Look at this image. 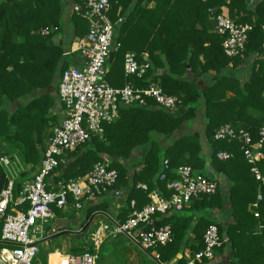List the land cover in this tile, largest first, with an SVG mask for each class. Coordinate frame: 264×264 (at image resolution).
I'll use <instances>...</instances> for the list:
<instances>
[{"label":"trees","instance_id":"obj_1","mask_svg":"<svg viewBox=\"0 0 264 264\" xmlns=\"http://www.w3.org/2000/svg\"><path fill=\"white\" fill-rule=\"evenodd\" d=\"M74 2L85 8L82 1ZM111 2V17L116 19L120 12L124 21L117 28L121 48L108 64V82L116 88L128 83L139 88L158 84L164 93L178 97L182 103L172 112L157 108L152 102L148 107L123 108L119 119L104 126L103 137L93 136L85 144L66 152V162L54 172L58 174L56 181L67 183L89 175L98 163H110L119 173L114 188L123 192L120 199L111 193L102 195L100 201L87 210L86 219L78 230L86 231L95 212L109 214L116 204L118 207L111 210V217L125 222L151 202L152 191L170 196L167 183L178 179L180 167L191 166L217 182V193L193 199L189 207L188 204L182 211L161 220L160 215L154 216L158 224H170L174 236L171 243L157 247V260L162 264H186L184 257H177L184 253L190 233H195L198 241V245L192 247L194 254L203 249L206 228L217 223L221 236L228 240L218 249L221 255L232 253L235 264H264V238L260 239V233L254 229L259 221L264 225V182L255 180L240 142L214 138L217 129L231 124L235 129L250 132L254 142L259 140L264 123V0H259L253 9L247 0ZM70 6L69 0H0V156L7 145L15 144L25 164L31 166V173L36 172L51 129L59 121L55 112L62 72L69 67L68 59L76 58V55L65 57L64 45L54 39L64 30L65 23L73 30L74 38L84 39L91 24L87 16ZM219 14L253 26L244 51L235 57L225 54L224 36L215 32L214 18ZM42 30L47 34L42 35ZM131 51L140 63L148 64L141 78L125 76L124 58ZM247 65H251L252 70L243 81L239 72ZM210 72H214L213 78L201 89L195 78ZM198 115L205 121L203 135L184 131L178 134L185 123L192 122ZM222 151L232 157L219 159L217 154ZM262 152L263 158L257 165L264 176V146ZM166 160L168 169L164 164ZM162 174L166 179H161ZM221 175H225L224 181H220ZM30 177L23 172L14 182L16 196ZM9 182L8 171L0 164V190ZM227 183H231L229 188ZM259 190L263 200L258 219L250 211V205L257 200ZM74 202L69 196L68 206ZM194 209L207 215L189 214ZM213 210L227 213V218L224 221L211 219ZM2 226L0 222V239ZM262 232L264 235V228ZM105 244L98 250V264ZM5 247L1 242L0 251ZM86 249L96 251L85 242L72 254ZM124 254L123 250L116 253V257H121L119 264H125ZM205 263L214 264L207 260ZM152 264L159 263L153 258Z\"/></svg>","mask_w":264,"mask_h":264},{"label":"built area","instance_id":"obj_2","mask_svg":"<svg viewBox=\"0 0 264 264\" xmlns=\"http://www.w3.org/2000/svg\"><path fill=\"white\" fill-rule=\"evenodd\" d=\"M81 1L89 13L87 17L91 24L87 36L79 39L74 49L64 53L65 57L76 55L77 60L62 72L58 83V105L55 113L59 121L53 125L51 135L42 149L40 164L36 172L23 182L20 195H15L13 180L0 190V222L3 224L1 241L6 245L0 251V264H32L40 252L37 236L47 234L45 225L55 217L52 206L65 208L69 204V196L74 199L72 206L76 210L84 208V200L97 204L100 197L107 193H111L116 199L123 196L121 190L114 188L119 173L110 167V163L96 164L93 171L85 177L67 183L56 181L58 174L54 172L61 163L66 162L64 156L67 151L85 144L93 136L103 137L104 126L119 119L120 110L123 108L148 107L152 102L155 107L172 112L177 111L182 103L178 97L164 93L158 84L146 88L136 87L132 83L120 88L111 86L107 78L109 56L121 48L116 31L124 17L120 12L116 19L111 17V0ZM75 10L80 9L75 7ZM91 16L96 17L95 22L91 21ZM214 20L215 32L224 36L225 54L235 57L244 51L253 26L238 23L224 14L217 15ZM41 34L46 35L47 31L42 30ZM147 68L148 64L140 63L135 53L125 54L126 77L137 75L141 78L146 74ZM214 138L240 142L245 158L251 165L252 175L256 181L264 182V176L257 165V161L263 158L264 123L257 142H254L250 132L235 129L231 124L217 129ZM217 157L227 160L232 154L222 151ZM0 164L8 171L13 162L10 157L2 155ZM164 164L168 169V160ZM161 179H166V175L162 174ZM141 186L146 188V185ZM217 189L216 181L194 171L191 166H182L178 169V179L167 183L170 196L154 190L149 194L151 202L142 211L134 212L125 222L110 218L113 229L109 224H104V239L109 231L114 237L127 236L133 244H138L145 251L165 246L174 239L172 226L158 224L154 216L160 215L158 219L161 220L174 212H180L193 199L216 194ZM262 200L263 194L259 190L257 200L250 205V211L258 219L261 218L259 208ZM114 207H118L117 204ZM263 228L264 225L260 223L258 233ZM55 233L56 229L48 236ZM227 241L221 236L219 225L210 224L203 234V249L188 257L186 264H206V260L214 261L217 257L216 251ZM93 246L96 248L95 252L86 249L80 254L65 256L67 264H98L99 246Z\"/></svg>","mask_w":264,"mask_h":264},{"label":"rangeland","instance_id":"obj_3","mask_svg":"<svg viewBox=\"0 0 264 264\" xmlns=\"http://www.w3.org/2000/svg\"><path fill=\"white\" fill-rule=\"evenodd\" d=\"M81 1V0H79ZM250 5V4H249ZM251 9L255 8V4L250 5ZM65 30H71V27L69 24L65 23L64 28ZM77 43V42H76ZM72 48L76 47V44L71 45ZM65 48V46H64ZM69 60V61H68ZM68 65L71 66L72 64H75L74 58L68 59ZM247 74L249 75L252 70V66L247 65ZM3 151L5 152L4 155L7 157H12L11 159L16 162V164L11 168V178H17L19 177L23 172L28 173V175H31V171H24L25 169V162L22 158L21 152L16 147L15 144H9L7 145ZM17 157V158H16ZM14 158V159H13ZM24 168V169H23ZM9 172V171H8ZM10 174V173H9ZM87 203V202H85ZM85 207H87V204H84ZM115 209V208H114ZM52 210L55 214V217L50 220L48 224L45 225L46 235H39L37 236V241H40V252L38 255L34 258L32 264H47V254L48 252H53L55 250H59L62 254H72L76 252L77 247H81L83 244H85L86 238L89 240L91 235L94 233L95 236L93 238L97 237H104V234L102 232L103 228H105L104 224H109L110 227L113 229V226L111 225L110 218L111 215H113L112 211H109V214H99V212H95L96 214L93 215V221L91 224L87 227L86 231L83 232V238L77 239L76 234H74L72 231L76 228V225L73 220L79 218L80 224L83 223V221L86 219L85 217V211L84 210H76L72 206H66L63 209H59L56 206H52ZM98 213V214H97ZM192 214V213H189ZM207 214L204 213L203 216H206ZM217 220L222 221L221 215H223L222 212L216 213ZM115 218V217H113ZM60 223H67L68 225L66 227L60 228L63 229L61 234L55 233L53 237L48 238V234L51 233L52 229H56V226L60 225ZM67 228V229H66ZM255 231H258V225L254 226ZM2 235V234H1ZM260 239L264 238L263 232L262 234H258ZM114 239V240H113ZM1 241V239H0ZM111 241V242H110ZM87 242V241H86ZM109 242V243H108ZM103 243L105 244L102 248V255L101 259L99 260V264H119V260L121 257H116V253L120 251H126V254L123 262L125 264H152L153 263V257H156L155 254L157 253L156 249H150L154 253L145 251L144 249L140 248L138 244H133L130 239L125 235H120L118 238L115 239V237L110 234V232H107L106 238L103 240L102 244L99 245L98 250L102 247ZM88 245V244H87ZM89 246V245H88ZM92 247V246H91ZM96 249V248H95ZM220 251H216V259H219L218 256H220ZM52 259L51 257H49ZM119 258V260H118ZM215 259V260H216ZM212 261L214 264H217V261ZM53 262V261H51ZM235 264L236 260L232 258L230 263ZM52 264V263H50ZM222 264H225L222 262Z\"/></svg>","mask_w":264,"mask_h":264},{"label":"crops","instance_id":"obj_4","mask_svg":"<svg viewBox=\"0 0 264 264\" xmlns=\"http://www.w3.org/2000/svg\"><path fill=\"white\" fill-rule=\"evenodd\" d=\"M259 0H250V2H247L248 4H250V5H253V4H255L256 5V3L258 2ZM69 2L71 3V6H70V8H72V9H74L75 10V7H78L80 10L79 11H81V10H83V7H82V5L81 4H76L75 2H74V0H69ZM151 6H153V4H151ZM251 8V7H250ZM118 32V30L116 31V33ZM80 38H74L73 37V30H63L57 37H55V39H54V41L56 42V43H60V44H62V45H64L65 46V51L64 52H66V51H68V50H72V49H74V47L72 48V44H76V42L79 40ZM132 52V51H131ZM147 57V56H146ZM74 58V57H73ZM74 60L76 61L77 59H75L74 58ZM245 68L247 69V66H243V68H241V72H239V76L243 79V81L244 80H246L247 78H248V74H247V71L245 70ZM213 75H214V72H210L209 74H204V73H201V74H199V76L198 77H196L195 78V80H196V82H197V84L199 85V87L201 88V89H203V88H205L206 86H207V84H208V82L213 78ZM232 96V94H229V96ZM204 130H205V121L200 117V115H198L197 116V118L195 119V120H193L192 122H189V123H185L184 124V128L181 130V131H179L178 132V134H181V132L182 131H184V132H189V133H196V132H198V133H200L201 135H203L204 134ZM4 155V154H3ZM1 157V156H0ZM12 158V157H11ZM17 158V157H16ZM12 162H13V166L16 164V162H14V160H12ZM12 166V167H13ZM11 168V167H10ZM10 168L8 169V171H9V173L10 174H8L9 175V177H10V180H13V181H16V180H18L19 178H20V176L19 177H17V178H14V177H12L11 178V170H10ZM24 169V168H23ZM31 169V166H28L27 164H26V166H25V169H24V171H28V170H30ZM31 171V170H30ZM31 175H33V173H31ZM31 175H29V176H31ZM221 177V176H220ZM86 204H88V206L87 207H85V205H84V208L82 209V210H84L85 211V216H86V213H87V210L91 207V206H93V205H95L96 203H94V202H91V201H88ZM190 206V204L188 205V207ZM115 207H112L110 210H112V209H114ZM195 210V209H194ZM189 211V213H194V215H198V214H204L205 212L204 211H202V210H195V211ZM185 211V210H184ZM218 212H221V211H219V210H213V211H211V215H212V217H211V219H214V220H217V215H216V213H218ZM102 213H105V212H99V214H102ZM223 213V215H221V218H222V220L224 221L225 220V218H227V213H224V212H222ZM98 214V213H97ZM196 218H197V216H196ZM93 219V217L90 219V220H92ZM80 219L79 218H77V219H74L73 220V222L75 223V224H77L76 225V228L74 229V231H76V232H78V231H81V230H78V229H80V226H81V224H80V221H79ZM93 221V220H92ZM261 222L259 221V224H260ZM68 224L67 223H60V225H58V226H56V233H61L62 231H63V229H64V227H66ZM87 225H88V223H87ZM60 228H63V229H60ZM67 229V228H66ZM105 230H106V228H103V231L104 232H102L103 234H104V237H105ZM52 231H55V229H52ZM51 231V232H52ZM74 231H72V232H74ZM95 233V232H94ZM94 233L91 235V237H90V239L88 240L87 238H86V240H85V242H86V244H93V245H95V246H99L101 243H102V241H103V239H104V237L103 238H101V237H97V238H93V236H95L94 235ZM75 234V233H74ZM54 236V235H53ZM52 236V237H53ZM76 237H77V234H76ZM186 248H185V250H184V253L183 254H180L177 258H182V257H184L185 258V260L188 258V257H190L191 255H192V247H196L197 245H198V241H197V239H196V234L195 233H190V235L188 236V239H187V242H186ZM263 247H264V244H263ZM61 254V252L59 251V250H55L54 251V254H53V252H51L50 253V255H49V257H53L52 259H50L49 258V264L50 263H52V264H54V262H55V259H56V257L58 256V255H60ZM64 256H68V255H70V254H63ZM152 255H155V256H157V253H155V254H152ZM217 256V255H216ZM152 257H154V256H152ZM219 257V259H216L215 261H217V262H224L225 264H230V261L232 260V253H227L225 256H223V255H221L220 254V256H218ZM51 261H53V262H51ZM175 262H176V260H175Z\"/></svg>","mask_w":264,"mask_h":264},{"label":"water","instance_id":"obj_5","mask_svg":"<svg viewBox=\"0 0 264 264\" xmlns=\"http://www.w3.org/2000/svg\"><path fill=\"white\" fill-rule=\"evenodd\" d=\"M247 2H250V0H247ZM80 13H81L82 15H84V16L89 15V13H87L85 9L81 10ZM90 19H91V21H93V22L96 21V17H95V16H91ZM113 59H114V54L111 53L110 56H109V62L111 63V62L113 61ZM224 180H225V175H221V177H220V181H224ZM226 186H227V188H229V187L231 186V183H227ZM89 222H91V220H90ZM88 225H89V224H88ZM86 227H87V226H86ZM83 231H84V229H82L81 231H78V232L74 231L73 233L77 234V239H81V238H82L81 233H82ZM58 234H59V233H58ZM51 237H52V236H50V237H48V238H51ZM1 242H2V241H0V243H1ZM153 258H154L159 264H162L159 260H157L156 257H153Z\"/></svg>","mask_w":264,"mask_h":264},{"label":"bare ground","instance_id":"obj_6","mask_svg":"<svg viewBox=\"0 0 264 264\" xmlns=\"http://www.w3.org/2000/svg\"><path fill=\"white\" fill-rule=\"evenodd\" d=\"M54 264H67V259L66 257L61 253L58 255L55 259Z\"/></svg>","mask_w":264,"mask_h":264}]
</instances>
